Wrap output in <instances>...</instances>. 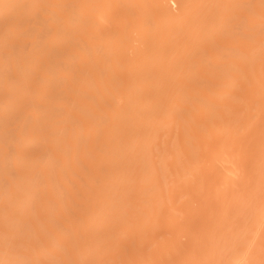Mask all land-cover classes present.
<instances>
[{"label":"bare ground","instance_id":"bare-ground-1","mask_svg":"<svg viewBox=\"0 0 264 264\" xmlns=\"http://www.w3.org/2000/svg\"><path fill=\"white\" fill-rule=\"evenodd\" d=\"M0 264H264V0H0Z\"/></svg>","mask_w":264,"mask_h":264}]
</instances>
